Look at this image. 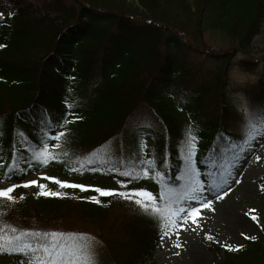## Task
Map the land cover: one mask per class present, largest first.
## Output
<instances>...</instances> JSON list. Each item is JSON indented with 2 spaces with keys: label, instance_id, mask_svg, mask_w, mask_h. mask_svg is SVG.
<instances>
[{
  "label": "trees",
  "instance_id": "trees-1",
  "mask_svg": "<svg viewBox=\"0 0 264 264\" xmlns=\"http://www.w3.org/2000/svg\"><path fill=\"white\" fill-rule=\"evenodd\" d=\"M8 1L0 14V183L20 186L14 201L0 197V228L62 232L73 219L70 231L87 234L96 264H142L166 229L132 190L159 202L162 182L186 183L189 132L201 181L243 140L229 76L255 68L247 57L264 0ZM256 78L245 90L260 114L264 76ZM45 144L55 156L47 164L33 159ZM29 180L37 184L24 187ZM40 184L61 195L43 194ZM256 221L238 251L205 238L222 254L214 264H264V219ZM26 260L0 252L6 264Z\"/></svg>",
  "mask_w": 264,
  "mask_h": 264
},
{
  "label": "rangeland",
  "instance_id": "rangeland-1",
  "mask_svg": "<svg viewBox=\"0 0 264 264\" xmlns=\"http://www.w3.org/2000/svg\"><path fill=\"white\" fill-rule=\"evenodd\" d=\"M26 1L38 5L42 0ZM10 8L8 0H0L1 15H6ZM251 43L253 55L247 58H251L255 68H234L229 76V89L237 108L234 122L245 136L240 145L232 148L218 169H207L209 175L202 181L206 189L204 202L211 201V206L200 208L196 223L191 217L185 220L183 214L177 217L176 226L171 228L168 235L162 236L152 257L142 264H214L222 258V254L209 246L206 237L210 235L218 243L235 247L243 243L245 234L257 231V219H264V191L259 186V179L264 175V133L257 135L250 144L244 143L247 138L246 120L254 114L259 115L245 89L257 83L256 76H264V24ZM191 58L197 59L196 55H191ZM260 110L264 112V107ZM235 124L232 123L230 127H237ZM6 186L0 183V188ZM189 204L199 207L200 202L187 201ZM252 216H256V219L253 220ZM72 220L61 223L58 230L71 232L75 225ZM0 264L6 263L0 261Z\"/></svg>",
  "mask_w": 264,
  "mask_h": 264
},
{
  "label": "snow or ice",
  "instance_id": "snow-or-ice-1",
  "mask_svg": "<svg viewBox=\"0 0 264 264\" xmlns=\"http://www.w3.org/2000/svg\"><path fill=\"white\" fill-rule=\"evenodd\" d=\"M4 47V45H0ZM64 123L68 124L70 121L65 118ZM246 139L245 144H250L251 141L256 139L257 135L264 133V112L259 115L254 114L249 119L246 120ZM63 133H60L56 139H60ZM196 137L188 133V152L185 157L186 166L182 173V179L186 181L179 189L173 187L167 183L162 182V187L159 192V202L156 196L145 189H134L132 190L135 196L143 197L142 199H136V203L140 205L141 209L155 217L160 226L166 231L164 235H168L171 228L176 226V218L183 214L185 220L191 217L193 223H196V217L200 213V208H207L211 206V201H205L203 182L198 176V170L195 167L193 156L195 148ZM58 145H54L57 147ZM243 151V149H241ZM53 153L48 151V145L45 144L38 151L34 152L33 159L41 161L47 164L50 159H54ZM259 159V157H257ZM151 163V162H150ZM23 171V169H18ZM124 176H131L132 173L124 172ZM157 176L162 175L161 173H156ZM143 176H148V169H143ZM136 179H140L141 175L137 174ZM226 183V181H224ZM61 187L66 186V182H60ZM36 180H29L23 183L24 187H29L30 185H36ZM20 185L11 184L7 188H0V197H4L9 201H14L15 197L12 195L15 188ZM45 195L59 196V192H48L44 191L45 185H38ZM70 187L84 188L83 185H67ZM218 187V185H215ZM101 195L108 196L113 194H119L129 200L133 199L132 195L126 192L117 193L116 190H103L100 188L96 189ZM207 191H212V189H207ZM22 198V197H21ZM96 203H100L99 199L92 197ZM187 201H198L200 202L199 207L193 205H187V209L182 207V204H186ZM255 220L256 216H252ZM182 227V225H181ZM13 233V234H9ZM28 237H42L43 239H37L35 242L30 241ZM163 239V237H162ZM209 240H212V236H208ZM251 239H256L255 236ZM179 247L180 245H176ZM226 248L229 250H239L241 245H236L235 248L231 244H226ZM92 245L87 239V234L76 233V232H34L27 230H18L16 228H10L8 231L0 228V252H14L22 253L27 257L25 264H96L95 255L92 252Z\"/></svg>",
  "mask_w": 264,
  "mask_h": 264
}]
</instances>
